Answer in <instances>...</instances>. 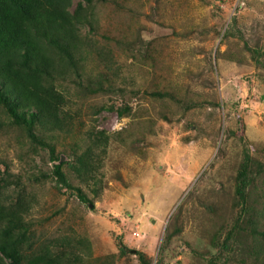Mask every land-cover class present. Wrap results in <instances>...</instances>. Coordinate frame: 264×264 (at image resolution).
Here are the masks:
<instances>
[{
	"label": "rangeland",
	"instance_id": "1",
	"mask_svg": "<svg viewBox=\"0 0 264 264\" xmlns=\"http://www.w3.org/2000/svg\"><path fill=\"white\" fill-rule=\"evenodd\" d=\"M79 3L88 37L53 82L64 129L39 133L54 155L0 108V205L26 237L22 264H264V0L66 9Z\"/></svg>",
	"mask_w": 264,
	"mask_h": 264
},
{
	"label": "trees",
	"instance_id": "2",
	"mask_svg": "<svg viewBox=\"0 0 264 264\" xmlns=\"http://www.w3.org/2000/svg\"><path fill=\"white\" fill-rule=\"evenodd\" d=\"M70 0H0V108L8 116L10 123L25 130L34 143L46 147L51 156L54 148L44 141L40 134L55 128L63 130V119L59 110L62 101L54 88L56 76L75 68V53L79 50L82 28L88 24L79 3L73 13L66 4ZM90 2V0H85ZM256 60L264 57L257 53ZM1 126V125H0ZM96 138L93 143L73 162L78 174L91 173L97 160L95 150L106 138ZM101 143V144H100ZM56 159V160H54ZM58 161L57 157H53ZM245 155L244 164L237 177V193L244 199L247 186ZM63 164L54 165L52 173L56 183L71 189L66 176L61 171ZM82 202L88 199L79 192ZM20 198V197H19ZM17 197L16 202L19 201ZM20 203L13 210L17 213ZM9 216L0 205V264H22V242L25 236H18L15 213ZM119 251L126 252L119 242ZM44 257L32 259L28 264H43ZM48 264L51 262L47 261Z\"/></svg>",
	"mask_w": 264,
	"mask_h": 264
}]
</instances>
